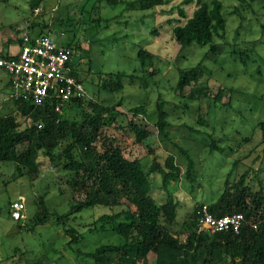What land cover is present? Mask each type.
Segmentation results:
<instances>
[{
  "label": "rangeland",
  "instance_id": "374dc122",
  "mask_svg": "<svg viewBox=\"0 0 264 264\" xmlns=\"http://www.w3.org/2000/svg\"><path fill=\"white\" fill-rule=\"evenodd\" d=\"M31 1L0 0V54L10 55L18 51L17 36L27 30L30 23L47 24L51 22V17L63 16L70 5L75 4L79 11H82L83 6L82 0H41L43 7H40L43 10L38 13L34 10L32 15ZM185 1L161 0L151 9L147 6L148 0H117L113 5L106 1L99 4L93 0L85 8L89 11L96 3L98 11L92 10L89 16L83 13L81 18L69 11L71 16L64 20L63 26L59 28L54 25L53 31L49 33L60 45L70 43L74 38L73 45L77 50H74L73 60L78 63L82 56L79 74L88 98L106 108H117L119 114L114 112L111 115L117 121L102 130L105 139L121 147L127 159L144 160L146 166L153 160L162 165L171 154L181 171L185 172L188 165L186 157L180 155L171 142L163 144L157 139L154 123L159 103H165L164 114L171 123L172 142L180 145L193 160V184L181 178L167 184L170 194L180 202L177 220L170 228L173 232L183 234L190 230V222H184L185 215L192 211L197 202H212L216 197L214 194H219L222 189L225 175L230 170H235V180L246 173V184L251 193H261L264 198V145L262 132L258 127L256 130L254 128L256 123L264 121V113H254L256 109L264 111V98L256 100L250 97L263 92L264 75L261 77L256 71V64L244 68L240 63L233 65L227 58L230 46L239 40L243 41L242 44L254 43L257 52L264 56V37L260 32L264 24V0H257L253 8L241 7L235 0H221L227 30L224 38L215 40V51L207 45L191 44L179 48L173 42L171 31L177 24L176 19L180 18V10H184L189 17L197 7L196 0L190 3ZM54 7L58 10L52 11ZM235 11H238L239 16ZM74 27L77 31L73 37ZM64 29L68 32L61 39L59 31ZM40 32V26H35L29 34L34 37ZM236 34L238 38H235ZM140 50L148 54L147 57L145 55V65H141L138 59ZM200 66L203 71H200ZM117 72L123 77L122 90L102 87L100 76ZM184 80L187 82L184 83ZM7 81V74L0 69V117L7 116L15 109L8 97ZM223 86L233 91L232 107L238 104L237 98L243 100L247 124L239 123L234 111L212 104V100L205 96H214ZM228 95L229 90L225 92L223 103L228 101ZM189 97L193 100L189 101L190 108L187 109L182 98ZM137 106L142 107L143 114L131 116L128 110ZM62 114L69 121L81 119L80 110L76 108L66 107ZM205 114L210 118L207 122L202 119ZM130 120L146 124L149 131V137L140 145L133 140L134 135L128 125ZM186 127L213 134L221 150L210 152L208 143L201 141V133L199 137L189 136ZM24 145H19L18 151H22ZM149 149L153 150L152 153ZM235 161L239 162L235 165ZM14 173L13 163L0 164V264H93L89 253L100 245L119 243L116 234L93 229V222L99 213L97 209H87L70 216L72 220L69 224L76 226L79 231L81 225L84 232L90 231L84 233V238L77 244H67L69 237L56 227L53 216L44 225L31 231L30 226L26 225L39 210L35 199L39 201L46 189L48 194H44V203L48 213L62 215L68 212V201L58 192V187L69 189L65 185L69 176L67 172L50 165L39 178L33 180L22 177L13 179ZM158 186L150 194L157 203H163L167 193L163 194L162 188ZM20 198H23L25 205L21 220L23 228H18L19 223L10 218L6 206L9 200L17 201ZM120 203L121 206L115 212L129 206L124 198ZM130 208L134 209L131 205ZM76 248L81 253H77ZM155 260V256H149L148 263L153 264Z\"/></svg>",
  "mask_w": 264,
  "mask_h": 264
},
{
  "label": "trees",
  "instance_id": "16d2710c",
  "mask_svg": "<svg viewBox=\"0 0 264 264\" xmlns=\"http://www.w3.org/2000/svg\"><path fill=\"white\" fill-rule=\"evenodd\" d=\"M89 1L93 2V0H82V11L77 10V6L72 4L66 8V13H61L63 16L51 17V22L47 24L30 23L27 30L24 31L29 33L35 26H40L41 32L38 35H46L53 31L54 25L59 28L63 26L64 20L71 16L69 11H73V14L77 15L76 17L81 18L84 16L83 13L89 16L92 10L98 11L99 7L96 3L101 4L104 1L111 5L117 3V0H97L92 9L88 11L85 7ZM160 1L148 0L147 6L154 9ZM191 1L186 0L185 3ZM235 1L239 2L241 7L253 8L257 0ZM41 2V0L30 2L32 15L36 8L43 10ZM196 3L197 7L189 17L184 10H180V18L176 19L177 24L172 27L171 38L179 48L191 44L207 45L215 51V40L224 38L227 30V20L223 15V3L221 0H196ZM55 10H58L57 7H54L52 11ZM235 14L239 16L238 11H235ZM262 28H264V24L260 28L264 37ZM76 31L77 28L74 27L72 29L73 37L76 35ZM65 32L68 31L60 30L59 38L62 39ZM22 34H18V36ZM238 37L239 35L236 34L235 38ZM242 43L243 41L239 40L236 44H232L227 58L232 61L233 65L240 63L244 68L256 64V71L262 77L264 75V70H262L264 56L257 52L254 43ZM73 44L74 38L70 43L64 44V46L72 48L71 75L77 83L83 85L82 76L79 74V61L82 56L79 57L78 63L73 60L74 50H77ZM145 55L148 56L141 50L138 53L141 65H145V61H147ZM200 71H203L201 66ZM243 74L246 75V72ZM122 78L118 72L108 73L105 77L100 76L102 87H113L117 91L123 88ZM9 85L8 80L7 89H9ZM262 89L261 94H253L250 97L256 100L263 99L264 86ZM227 90L230 95H228V101L223 103V97ZM232 93L230 87L223 86L214 96L210 97L208 94L205 96L212 100V104L218 107L223 106L227 110L231 109L238 115L239 123L247 124L248 118L243 113L246 112L245 108L243 111V100L237 98L238 104L235 103L236 106L232 107L234 104ZM190 100H193L192 97L182 98L183 105L187 109L190 108L188 104L191 103ZM12 102L15 107L14 112L0 117V164L8 162L14 164L13 179L18 177L29 180L39 178L48 165L67 172L69 176L65 183L69 189L58 187V192L68 201V212L62 215L54 212L48 213L44 203V194L46 196L48 194L46 189L39 198L40 203L38 198L35 199L39 210L26 225V227L30 226L31 231H34L39 225H44L48 218L53 216L56 220V227L61 228L63 234L69 237L67 244L71 246L82 241L85 234L90 231L84 232L83 225L79 231L76 226L69 224L72 220L70 216L87 209H97L99 213L93 222V229L98 232L109 231L116 234L119 243L103 244L89 253L88 256L92 257L93 264H151L148 263L149 256H155L156 260L153 264H264V198L261 193H251L246 184V173L235 180L233 175L235 170H230V173L225 175L219 194H214L215 199L207 203L210 212L216 217L234 212L242 213L244 224L237 233L232 230L213 234L197 233L195 212L196 208L201 207L199 204H203L202 202H197L192 211L185 215L184 222H190V230L187 233L171 231L170 226L177 220V209L180 202L170 194L167 184L171 181L177 182L180 178L193 184L194 173L192 170L193 160L180 145L172 142L171 123L164 114V102H160L158 105L157 120L154 123L157 139L163 144L171 142L178 149L179 154L186 157L188 165L185 172L181 171L179 164L175 163V157L171 154L162 165L153 160L149 166H146L144 160L127 159L121 147L113 144L111 140H106L102 134L104 127H111L117 121L114 119L115 116L111 117L114 112L119 114L117 108L102 106L98 101L95 102L88 98L86 92L82 98L73 99L67 107L80 110V121L75 119L69 121L63 117V114L55 113L51 105L36 107L30 102L16 100H12ZM246 108L248 109V107ZM259 110L256 109L254 113H264L263 109ZM128 113L131 116H139L143 114V109L141 106H137L129 109ZM202 117L203 121L210 120L208 114ZM128 125L136 144L140 145L149 137L146 124L142 125L130 120ZM257 127L262 132V144L264 145V121L256 123L255 130L258 129ZM186 129L189 136L192 137L201 133L203 139L201 141L205 144L208 143L210 152L221 150L217 147V141L213 134L206 131L201 132L193 127H186ZM19 145H24L22 151H18ZM152 151L149 149L150 153ZM237 162L239 161L233 163L236 165ZM158 184L162 188L163 194L167 193L166 201L163 203H157L150 194ZM123 198L129 206L127 209L123 208L115 212L114 210L121 206L120 200ZM21 199L23 200V198L17 201L9 200L6 205L10 218L19 223L18 228H23L21 222L23 217L18 220L12 217V205ZM130 205L134 209L130 208ZM23 206L25 210L24 200ZM71 248L73 249V247ZM14 251L16 252L17 249ZM75 251L81 253L79 248H76ZM36 264H40V262Z\"/></svg>",
  "mask_w": 264,
  "mask_h": 264
},
{
  "label": "built area",
  "instance_id": "2783aa9c",
  "mask_svg": "<svg viewBox=\"0 0 264 264\" xmlns=\"http://www.w3.org/2000/svg\"><path fill=\"white\" fill-rule=\"evenodd\" d=\"M42 11L36 8L35 12ZM19 49L10 55H0V69L9 80L10 100L30 102L36 107L51 105L55 113H63L73 99L85 96L82 84L72 77V48L60 45L51 34L30 36L26 31L17 37ZM12 217H23V200L12 205ZM198 229L211 232H238L244 217L233 213L215 217L207 205L196 209Z\"/></svg>",
  "mask_w": 264,
  "mask_h": 264
},
{
  "label": "clouds",
  "instance_id": "9594fccd",
  "mask_svg": "<svg viewBox=\"0 0 264 264\" xmlns=\"http://www.w3.org/2000/svg\"><path fill=\"white\" fill-rule=\"evenodd\" d=\"M62 114V113H61ZM199 205H207V204H205V203H203V204H199ZM207 207H208V205H207ZM209 208V207H208ZM197 209V208H196ZM209 211H210V209H209ZM234 213H239V212H234ZM213 214V213H212ZM231 214H233V213H231ZM231 214H228V215H231ZM240 214H242V213H240ZM214 215V214H213ZM243 215V214H242ZM215 216V215H214ZM216 217V216H215ZM243 217H244V215H243ZM195 220H196V223H197V227H196V232L197 233H207V234H213V233H216V232H211V231H209V230H201V231H199V229H198V221H197V219H196V217H195ZM243 224H244V220H243ZM242 227V226H241ZM240 227V228H241Z\"/></svg>",
  "mask_w": 264,
  "mask_h": 264
}]
</instances>
